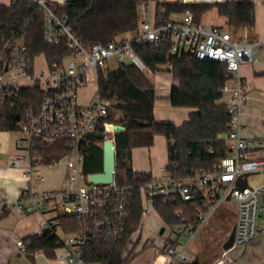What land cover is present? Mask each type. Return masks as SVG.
<instances>
[{
    "label": "built area",
    "instance_id": "built-area-1",
    "mask_svg": "<svg viewBox=\"0 0 264 264\" xmlns=\"http://www.w3.org/2000/svg\"><path fill=\"white\" fill-rule=\"evenodd\" d=\"M33 1L37 3L36 14L41 13L43 17L45 42L55 45L63 40L71 53L52 62L43 57V66L37 68L36 57L28 52L23 35H15L3 43L0 105L7 103L17 113L16 149L9 154L8 162L20 169L23 186L13 204H0V212L9 208L20 213L38 212L41 215L40 234L58 237L55 248L60 249L56 254L60 264H100L84 261L83 246L96 233L115 240L125 237L134 186L118 184L115 178L108 183L91 181L89 173L83 172L85 154L81 148L87 143L102 146L98 136H88L101 128L104 138L114 142L115 130L110 124L115 122L105 120L109 100L94 92L86 102H80L79 89L92 74L97 80V67L108 66L109 58L118 62L125 61L128 56L131 62L144 68L132 44L165 45L171 55L179 57L191 52L199 59L226 63L229 80H233V85L228 81L224 84L221 98L230 118L225 136L228 151L211 169L195 170L183 176H173L164 169L161 174L140 184L142 218L137 229L130 233L129 240L131 244L137 242L135 250L144 242L150 246L142 264H191L194 256L187 250L189 241L221 203L231 202L236 208L233 244L223 249L214 262L230 264L229 251L264 234V179L255 185L248 181L251 173L264 174V155H260L264 138L243 134L242 112L248 93L240 70L243 63L257 61L256 46L262 49L264 56V40L238 39L225 22H196L189 9L172 13L168 19L163 15L164 8L157 13L158 3L173 0H136L139 17L136 30L116 35L105 43L86 45L68 24L67 15L58 12L57 5L66 0ZM13 2L15 0H8L7 4ZM33 87L39 88L41 99L35 107L19 109L21 90ZM59 140L67 141L68 150L57 159L46 161L41 147ZM59 162L64 165L65 175L58 184H47L45 170ZM176 165L177 162L172 163V166ZM240 176L247 180L243 188L236 186ZM156 198L170 204L198 201L197 222L165 223L155 210L153 202ZM182 212L179 208L174 215L180 217ZM59 214L75 216L78 229L59 237L63 232ZM151 214L160 218L154 235L143 230L146 226L152 227ZM15 243L21 250L28 251L29 242L23 238H17Z\"/></svg>",
    "mask_w": 264,
    "mask_h": 264
},
{
    "label": "trees",
    "instance_id": "trees-1",
    "mask_svg": "<svg viewBox=\"0 0 264 264\" xmlns=\"http://www.w3.org/2000/svg\"><path fill=\"white\" fill-rule=\"evenodd\" d=\"M161 8H164L163 15L166 19L172 13L189 9L194 20L199 22L205 12L215 8L219 15L227 18L229 29H251L255 25V2L252 0H173L158 3L157 13H160ZM57 9L60 14L67 15L68 24L86 45L105 43L116 35L134 31L139 22L136 0H66L57 5ZM36 10L37 3L33 0H15L12 4L0 3V52L6 39L21 34L24 36L28 52L33 57L42 54L47 62H52L70 54L71 50L63 40L55 45L45 42L43 17L41 13L36 14ZM132 48L142 59L144 68L131 61H118L114 66H98L96 80L97 94L110 101L105 120L124 126V129L114 132V178L118 184L128 183L134 186L125 225V237L115 240L101 233L94 234L90 242L83 246V259L86 262L128 264L129 256L135 250L137 242L131 244L129 235L137 229L142 218L138 186L150 180L152 175L146 171L132 169L133 147L150 146L155 134H163L166 138L168 157L165 169L173 176L211 169L228 151L225 136L229 130L230 118L221 101L223 86L230 79L226 63L221 60L199 59L191 52L179 57L171 55L165 45L134 43ZM162 65H166L165 69L177 80V84L170 87L167 96L169 103L173 106L196 107L179 126L171 121L156 120L154 117L156 93L149 73L162 70ZM41 96L38 87L22 89L19 109L35 107ZM16 115L15 109H11L7 103L0 105V129L14 130ZM92 136L104 139L101 128L95 129L88 137ZM66 143V140H59L41 147L46 161L57 159L68 150ZM81 150L85 154L83 172L101 171V146L87 143ZM173 162H177V165L172 166ZM153 203L165 223L174 225L180 222H197L198 201L170 204L156 198ZM179 208L183 212L180 217H176L174 213ZM58 217L64 231L78 229L75 216L59 214ZM23 239L29 242L28 251L42 249L51 253L57 246L58 237L43 233L31 234ZM191 264L202 263L195 258Z\"/></svg>",
    "mask_w": 264,
    "mask_h": 264
},
{
    "label": "crops",
    "instance_id": "crops-1",
    "mask_svg": "<svg viewBox=\"0 0 264 264\" xmlns=\"http://www.w3.org/2000/svg\"><path fill=\"white\" fill-rule=\"evenodd\" d=\"M252 1L255 2V0ZM0 3L7 4L8 0H0ZM220 18L224 22L225 16L221 15H218L217 18L208 17V22L203 21L201 17V21L207 24L222 23L220 22ZM244 29L248 30L247 27ZM256 29L255 17V25L249 30L255 32ZM254 35L255 38L258 37L264 40L263 31L261 34L257 35L256 32ZM240 70L248 93V99L244 103L242 112L243 134L248 137L261 136L264 138V56L262 49L261 56L257 55L256 62L243 63L240 66ZM152 73L154 77L151 78L150 74L149 77L154 84L156 93L153 107L155 119L171 121L177 126L181 125L183 121L188 119L189 113L196 110V107L171 105L167 96L170 87L177 84V80L172 78L171 72H169L170 76L168 78L165 77V79L160 72ZM228 84L233 85V80H228ZM96 90L97 87L92 92L94 93ZM13 131L0 129V204H13L23 186L20 169L10 165L8 162L9 154L16 149L14 143L15 135H10ZM260 155H264V148L260 151ZM167 163L166 138L163 134H155L153 144L150 146H135L131 150V167L133 170L146 171L152 176L159 175L165 169ZM40 217L41 215L38 212L24 214L17 212L14 208L5 209L0 212V264H60L56 258V254L60 250L58 248H54L51 253H46L42 249L23 251L15 243L17 238H26V236L31 234H40ZM221 217L220 210L215 213L213 219L219 220ZM233 219H235L234 215ZM150 221L152 224L151 228L156 230L160 224V218L158 216H151ZM145 232L150 233L148 230H145ZM65 234L66 231L63 230V232L59 233V237H64ZM260 237L264 238V234L260 235ZM148 253L149 251L147 255ZM190 253L192 254L193 250ZM134 259L129 264H142L144 261L143 259L140 262H135Z\"/></svg>",
    "mask_w": 264,
    "mask_h": 264
},
{
    "label": "rangeland",
    "instance_id": "rangeland-1",
    "mask_svg": "<svg viewBox=\"0 0 264 264\" xmlns=\"http://www.w3.org/2000/svg\"><path fill=\"white\" fill-rule=\"evenodd\" d=\"M1 1H7V0H1ZM199 1H206V0H199ZM212 1H216V0H211L209 2ZM255 2H256L255 17H256L257 29L255 32L253 30H249V29L247 30L244 28H239L238 30L230 29L231 34H233V36H235L238 39H244L245 37L254 39L255 38L254 33L257 32L258 35L261 34L262 31L264 32V0H255ZM218 15L219 14L216 12V9L213 8L202 15V20L208 22L207 19L208 17L211 16L217 18ZM220 20H221L220 22L223 23L222 18H220ZM224 22L228 26L226 17L224 19ZM255 50H256V54L258 56H261V48L259 46H256ZM43 60L44 58L42 54L36 56L35 66L37 68H41L43 66ZM125 60L126 62L131 61L128 56H126ZM116 63L117 61L114 58H109L106 62V65L114 66ZM161 67L163 69L158 70L156 72H160V74L164 77V79L165 77L168 78L170 75H169V71L165 69L166 65H162ZM149 74L151 78L154 77V74L152 72H150ZM96 87H97L96 77L94 74H92V77L89 78L87 83H85L79 89V101L80 102L86 101L89 95L93 93L92 91L96 89ZM10 135L11 136L16 135L15 131L10 133ZM45 171H46L45 173L47 174L46 177L47 184L56 185L65 175L66 170L64 169V165L61 162H59L54 166L48 167ZM263 179H264L263 173H251L248 175V181L250 185H255L258 182L262 181ZM220 210L222 214L221 219L219 220L213 219L215 213H217ZM22 213L26 214L27 212L24 211ZM33 213L36 212H30L29 214H33ZM151 215L155 216L154 214ZM233 215L235 218L236 208L234 207L233 203H229V202L221 203L213 211V213L210 215V217L207 219L204 225L197 231L194 237L189 241V244L187 246V250L189 252L193 250L192 255L194 256V259L198 258L202 264H214L215 260L221 256L223 250L222 243L227 238L234 224L235 219H233ZM212 219L213 221H211ZM209 221L211 222L209 223ZM143 230H148L150 231V234L153 235L155 234V230L152 229L151 227L146 226V228H144ZM149 248L150 246L144 243L143 246H140L138 249L134 250V252L132 251L129 256L130 257L129 263L134 258H135L134 259L135 262H140L143 259L145 260ZM227 254L232 259V262L230 264H264V238L260 237V235L258 234L254 239H252L246 245L235 247Z\"/></svg>",
    "mask_w": 264,
    "mask_h": 264
},
{
    "label": "water",
    "instance_id": "water-1",
    "mask_svg": "<svg viewBox=\"0 0 264 264\" xmlns=\"http://www.w3.org/2000/svg\"><path fill=\"white\" fill-rule=\"evenodd\" d=\"M110 126L114 130H122L124 126L118 123H111ZM102 152H103V167L101 171L90 172L88 178L91 181H98L103 183H108L113 180L115 172V146L113 140L109 138H104L102 140ZM247 185V180L245 176H240L237 179L236 186L243 188ZM229 198V196H228ZM234 227L231 228L227 238L222 243L223 249H228L233 244Z\"/></svg>",
    "mask_w": 264,
    "mask_h": 264
},
{
    "label": "bare ground",
    "instance_id": "bare-ground-1",
    "mask_svg": "<svg viewBox=\"0 0 264 264\" xmlns=\"http://www.w3.org/2000/svg\"><path fill=\"white\" fill-rule=\"evenodd\" d=\"M188 1V0H187Z\"/></svg>",
    "mask_w": 264,
    "mask_h": 264
}]
</instances>
